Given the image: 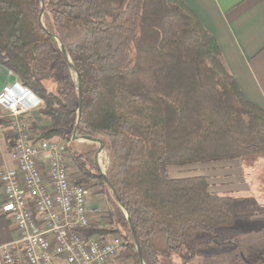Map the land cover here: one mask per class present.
I'll list each match as a JSON object with an SVG mask.
<instances>
[{"label": "trees", "instance_id": "1", "mask_svg": "<svg viewBox=\"0 0 264 264\" xmlns=\"http://www.w3.org/2000/svg\"><path fill=\"white\" fill-rule=\"evenodd\" d=\"M44 3L42 11L41 0H0V64L43 101L38 113L50 122L35 126L42 139L66 140V112L79 107L52 34L82 77L78 135L104 142L106 176L134 224L144 263L190 264L204 250L239 248L219 235L250 215L237 212L239 201L211 192L205 176H170L174 166L264 156V110L245 98L215 37L185 0ZM72 148L79 171L97 172L118 228L112 233L123 235L141 264L126 213L96 166L98 149Z\"/></svg>", "mask_w": 264, "mask_h": 264}, {"label": "built area", "instance_id": "2", "mask_svg": "<svg viewBox=\"0 0 264 264\" xmlns=\"http://www.w3.org/2000/svg\"><path fill=\"white\" fill-rule=\"evenodd\" d=\"M26 99L32 100L28 106ZM42 106L27 87L0 91L14 164L0 170V210L17 234L0 246V264H115L125 243L122 237L89 233L100 208L71 176L70 143L44 140L31 129L27 116Z\"/></svg>", "mask_w": 264, "mask_h": 264}, {"label": "crops", "instance_id": "3", "mask_svg": "<svg viewBox=\"0 0 264 264\" xmlns=\"http://www.w3.org/2000/svg\"><path fill=\"white\" fill-rule=\"evenodd\" d=\"M185 3L217 40L228 70L245 98L264 110V0H185ZM6 86L19 89L22 84L13 72L0 64V91ZM38 111L32 112V116ZM5 114L0 107V170L14 166L10 156L13 134ZM205 164L210 165L213 173L198 176L208 178L211 192L238 200V213L264 211V186L258 184L259 181L264 183V157L196 165ZM1 202L0 186V208ZM240 218L236 227L245 225L247 229L248 224ZM16 237L13 223L0 210V246Z\"/></svg>", "mask_w": 264, "mask_h": 264}, {"label": "rangeland", "instance_id": "4", "mask_svg": "<svg viewBox=\"0 0 264 264\" xmlns=\"http://www.w3.org/2000/svg\"><path fill=\"white\" fill-rule=\"evenodd\" d=\"M72 79L77 85V77L74 72H72ZM49 89H54L55 87L51 84L48 85ZM78 94V93H77ZM36 112V111H35ZM71 112V113H70ZM67 113L66 120L70 121L68 126L65 128V136L69 139V137L73 138L74 129L77 123V115L78 108L77 106H72ZM34 113L28 114L27 118L30 121L32 131H35L40 138H42V134L39 130L35 128L41 127L43 125H47L50 122L49 118L42 117L39 113L36 116H32ZM76 118V119H75ZM46 139V138H45ZM66 140H62L57 137L49 138V140H56L58 142H68L70 143V147L74 148V151L77 153H86L92 149H98L99 145L96 143H91L88 141H73L69 142ZM72 148V149H73ZM264 157V156H263ZM110 158L109 153L104 148V151L99 156V164L101 166L102 171L106 174V171L109 167ZM86 168H92L88 163L84 164ZM210 166V165H208ZM205 165H186V166H174L170 168V176L172 178H184L191 176H198L199 174H212V170L210 167ZM70 172L73 176L75 182L83 185L88 190L89 201L92 206H98L100 208V213L95 217L92 227L90 230L94 232H98V234H102L104 232V236H112L122 237L125 243V248L120 253L119 257L115 260V264H136V257L134 255L133 250L129 247L126 239L121 234L112 233L115 230H118L115 222L111 218V214L109 212V205L106 198V194L102 185H100V180L96 178L97 172L95 170L92 171L91 174H84L76 167L72 158L70 159ZM264 176V171L263 174ZM260 186H264V183L259 181ZM110 191V190H109ZM111 193V191H110ZM112 194V193H111ZM113 195V194H112ZM250 213L247 215H240V219L243 222L247 223V229L244 225L241 228L236 227L238 225L237 221L235 225L229 229H220L219 235L225 236L229 238H233L239 245V248L233 247H224V248H215L210 250H204L201 252L200 256L190 264H259L264 261V211H245ZM244 212V213H245ZM237 218V220L239 219ZM243 225V224H242ZM90 233V232H89ZM110 233V234H109ZM207 237H203L205 239ZM161 264H181L180 260L176 258H172L168 261H162Z\"/></svg>", "mask_w": 264, "mask_h": 264}, {"label": "water", "instance_id": "5", "mask_svg": "<svg viewBox=\"0 0 264 264\" xmlns=\"http://www.w3.org/2000/svg\"><path fill=\"white\" fill-rule=\"evenodd\" d=\"M41 4H42V11H44L45 9V3H44V0H41ZM42 22V21H41ZM42 27L43 29L46 31V28L44 27V25L42 24ZM48 32V31H46ZM50 34V33H49ZM55 40L56 42H58L59 46H60V49L65 57V59L67 60V63L69 65V68L72 72H74L76 74V77H77V93H78V119H77V123H76V127L74 129V133H73V138L72 140L75 142V141H80V140H83V141H88V142H91V143H96L99 145V148L95 154V163H96V166L105 182V184L107 185V187L109 188V190L111 191V193L113 194V196L115 197L117 203L119 204V206L124 210V212L126 213V216H127V220H128V223H129V226H130V229L132 231V234H133V238H134V241H135V245H136V248H137V252H138V256H139V260H140V263L141 264H145L144 263V259H143V255H142V251H141V248H140V243H139V239H138V235H137V232H136V229L134 227V224L128 214V211L124 208L123 204L121 203V200H120V197L116 191V189L114 188V186L112 185V183L110 182V180L108 179V177L106 176V174L102 171L101 169V166L99 164V156L101 155V153L104 151V148H105V144L102 140H98V139H95L93 137H90V136H79L78 135V127H79V120L81 118V111H82V105H83V90H82V77L80 75V72L74 67V65L72 64L71 62V59L64 47V45L62 44L61 40L57 37V36H54L52 34H50Z\"/></svg>", "mask_w": 264, "mask_h": 264}, {"label": "bare ground", "instance_id": "6", "mask_svg": "<svg viewBox=\"0 0 264 264\" xmlns=\"http://www.w3.org/2000/svg\"><path fill=\"white\" fill-rule=\"evenodd\" d=\"M24 104H25V102H24ZM26 105V104H25ZM26 106H28V105H26Z\"/></svg>", "mask_w": 264, "mask_h": 264}]
</instances>
